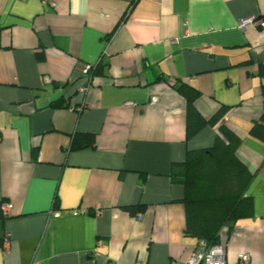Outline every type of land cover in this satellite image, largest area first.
Returning <instances> with one entry per match:
<instances>
[{"label":"crops","instance_id":"0c3cea01","mask_svg":"<svg viewBox=\"0 0 264 264\" xmlns=\"http://www.w3.org/2000/svg\"><path fill=\"white\" fill-rule=\"evenodd\" d=\"M246 17L264 18V0H0V264L185 262L198 238L176 170L216 127L187 135L180 83L205 117L229 107L252 214L221 244L228 264H264V140L251 133L264 27L239 28ZM99 61L86 82L78 67ZM83 134L94 143L75 147Z\"/></svg>","mask_w":264,"mask_h":264},{"label":"trees","instance_id":"16d2710c","mask_svg":"<svg viewBox=\"0 0 264 264\" xmlns=\"http://www.w3.org/2000/svg\"><path fill=\"white\" fill-rule=\"evenodd\" d=\"M104 66L101 61L91 65L89 75H104ZM259 74L264 78V63L260 64ZM177 90L186 101L187 135L206 124L216 127L213 145L189 151L176 170V177L184 186V231L209 245L221 244L222 231L228 233L236 218L252 214V200L246 191L254 173L239 155L242 138L225 119L229 107L219 106L211 116L205 117L194 103L200 95L198 89L180 83ZM260 91L264 98V82ZM251 133L264 140V101ZM73 143L75 147L92 145L94 135H80Z\"/></svg>","mask_w":264,"mask_h":264},{"label":"built area","instance_id":"2783aa9c","mask_svg":"<svg viewBox=\"0 0 264 264\" xmlns=\"http://www.w3.org/2000/svg\"><path fill=\"white\" fill-rule=\"evenodd\" d=\"M248 24L258 27H264V18L262 17H246L241 18L238 21V26L241 29H244ZM90 64L81 63L78 67V70L81 74V76L84 78L86 82L90 83V75L89 72L91 70ZM47 82H49V78H45ZM77 90L80 93L85 92L86 87H78ZM152 102H155L157 100L156 96L152 97ZM73 108V107H72ZM78 108V110H81L84 108L83 104L81 103L79 106L75 107ZM10 204H2L1 210L3 216L8 215ZM72 213L76 212H84V210H74L71 211ZM141 217V216H140ZM10 242V234H6L4 238L1 241V246L3 249L7 250L9 247ZM31 264H41L37 260H33ZM183 264H228L226 261V255H225V247L222 244H215V245H209L206 240L199 239L197 241V244L195 245L194 249L188 256V258L185 260ZM235 264H251V257L248 253H242L238 256V260Z\"/></svg>","mask_w":264,"mask_h":264}]
</instances>
